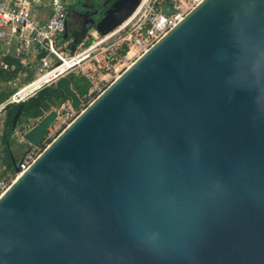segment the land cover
<instances>
[{
	"label": "water",
	"instance_id": "95a60500",
	"mask_svg": "<svg viewBox=\"0 0 264 264\" xmlns=\"http://www.w3.org/2000/svg\"><path fill=\"white\" fill-rule=\"evenodd\" d=\"M54 86L80 112L26 171L12 160L0 264H264V0H202L84 108ZM56 118L20 143L40 147Z\"/></svg>",
	"mask_w": 264,
	"mask_h": 264
},
{
	"label": "built area",
	"instance_id": "2783aa9c",
	"mask_svg": "<svg viewBox=\"0 0 264 264\" xmlns=\"http://www.w3.org/2000/svg\"><path fill=\"white\" fill-rule=\"evenodd\" d=\"M201 1L140 0L133 13L112 31L105 35L99 34L97 40L84 48L77 50L76 46L71 54H64L56 39L63 37L65 32L67 0H0V44L4 47L2 56H15L20 65L29 64L34 70L31 81L18 86L0 104V113L9 105L24 103L62 77L83 76L94 85L95 75L100 73L103 75L102 79L113 81L119 75L118 65L121 59H131L135 52L142 55ZM123 47L127 48L126 54L113 63L118 50ZM40 53L43 55L38 57ZM30 61L36 63L30 64ZM0 68L14 71L16 65L0 61ZM54 111L57 113L56 120H68V124L80 112L71 107L70 101ZM34 125L29 121L15 128L18 142L22 141L23 135ZM52 133L51 127L47 136ZM41 151L40 146L24 153L18 164L20 173L27 170ZM12 181H0V194Z\"/></svg>",
	"mask_w": 264,
	"mask_h": 264
},
{
	"label": "trees",
	"instance_id": "16d2710c",
	"mask_svg": "<svg viewBox=\"0 0 264 264\" xmlns=\"http://www.w3.org/2000/svg\"><path fill=\"white\" fill-rule=\"evenodd\" d=\"M127 52V48L123 47L120 48L117 52V57L113 60V63L117 61V59H121ZM43 53H40L42 56ZM5 62L7 64H11L14 61L12 58L6 57ZM26 74V76H24ZM34 70L33 67L27 65L26 67H22L21 65L17 64L16 69L14 71H3L0 69V104L3 103L10 94L15 90V87L12 86V82L18 79L19 84H25L31 81L33 78ZM69 79L73 91L81 98L82 102H88L89 97H91L90 101L93 100L97 94L92 93L89 95V90L91 89V84L88 80L84 77H75L73 75L67 76ZM4 85V86H3ZM69 101V99L64 95V93L58 90L54 85L46 87L38 92L35 96L31 97L27 101L23 103L22 114L17 121L16 126H20L22 124L28 123L29 121H33L35 124L38 119H41L43 116L48 114L53 109H58L62 104ZM17 105H9L7 106L4 111V125H3V137L5 140L4 143V151L6 154V161L7 165L6 168L8 170H12V164L8 156V147L10 146V137L12 135V120L16 113ZM65 126H63L64 128ZM59 133V132H58ZM57 133V134H58ZM56 134V135H57ZM48 135V133H47ZM46 135V136H47ZM52 139H48L47 144ZM42 148L45 147V144L41 145Z\"/></svg>",
	"mask_w": 264,
	"mask_h": 264
},
{
	"label": "flooded vegetation",
	"instance_id": "af4514ba",
	"mask_svg": "<svg viewBox=\"0 0 264 264\" xmlns=\"http://www.w3.org/2000/svg\"><path fill=\"white\" fill-rule=\"evenodd\" d=\"M68 1L65 6L64 28L70 47L73 42L85 40L89 31L95 27V23L102 18L114 0H70L69 3Z\"/></svg>",
	"mask_w": 264,
	"mask_h": 264
},
{
	"label": "rangeland",
	"instance_id": "374dc122",
	"mask_svg": "<svg viewBox=\"0 0 264 264\" xmlns=\"http://www.w3.org/2000/svg\"><path fill=\"white\" fill-rule=\"evenodd\" d=\"M70 1V0H69ZM68 1V3H69ZM100 37L99 33L95 30V28H92L89 33L87 34L85 40H83L79 45H77V50L86 47L89 43H91L92 41L97 40ZM56 43L59 47H61L63 49V53L64 54H71L72 52L69 50V42L68 40L63 39V37L56 39ZM131 55V54H130ZM139 57V54H137L135 52V56L131 59H121L120 60V64L118 65V74L120 75L125 69H127L137 58ZM102 74H96L95 75V80H94V85H93V93L98 94L100 91L102 92L111 82V79H102ZM112 76L114 77V74H112ZM21 84L18 83V86H20ZM100 90V91H99ZM100 94V93H99ZM89 101L88 102H82V108L86 107L91 101V97L88 98ZM2 117L4 116L3 114H1ZM0 115V116H1ZM68 120L65 122H61L60 120H56L54 122V125L52 126V129H56L52 134H49V136H47L45 142L43 144L47 145V141L48 139H53L56 134L58 132H60L63 129V126H65L66 124H68ZM32 123H34L32 121ZM10 146L12 148H16L17 147V143H16V138L12 137L10 139ZM42 148V147H41ZM4 169L0 170V181H12L14 180L13 178H9V175L2 174Z\"/></svg>",
	"mask_w": 264,
	"mask_h": 264
},
{
	"label": "crops",
	"instance_id": "0c3cea01",
	"mask_svg": "<svg viewBox=\"0 0 264 264\" xmlns=\"http://www.w3.org/2000/svg\"><path fill=\"white\" fill-rule=\"evenodd\" d=\"M4 53V47L0 44V61H5L4 59L6 58V57H8V58H12L14 61H16V62H13V63H11V64H15V65H17V64H19L20 65V63H19V60H18V58L17 57H15V56H12V55H9V56H2V54ZM33 62V64L34 63H36V61H30V64ZM29 65V64H28ZM22 66V65H21ZM22 67H26V65L25 66H22ZM1 69V68H0ZM4 71V70H3ZM9 72H11V71H9ZM25 75V74H24ZM75 77H81V76H75ZM83 77V76H82ZM85 78V77H84ZM86 79V78H85ZM87 80V79H86ZM18 79L17 80H15V81H13L11 84H12V86H14L15 87V90L18 88ZM90 82V81H89ZM90 84H91V89L89 90V95H90V93H92L93 92V85H92V83L90 82ZM22 85V84H21ZM70 85H71V83H70ZM1 86V85H0ZM4 86V85H3ZM71 89L73 90V88H72V86H71ZM54 110V109H53ZM1 114H3V112L2 113H0V115ZM35 124V123H34ZM3 125H4V116L2 117V115L0 116V170L1 169H4L3 170V172L1 173V175L2 174H5V176L6 175H9L8 177L9 178H15V175H16V173H15V171H14V169H13V166H12V170H8L7 168H6V165H7V161H6V154H5V151H4V149H5V147H4V143H5V140H4V137H3ZM17 127V126H16ZM15 127V128H16ZM15 128L12 130L13 132H12V135H11V137H10V139L12 138V137H15L16 138V143H17V147L16 148H12L11 146H9L7 149H8V156H9V159H10V161H11V164H12V160L18 165L19 164V162H20V160H21V158H22V156L24 155V153H26L28 150H31L32 148H30L29 146H27V145H25L24 143H20V142H18V137L15 135ZM54 131L56 130V129H53ZM53 131V132H54ZM9 143H11L10 141H9Z\"/></svg>",
	"mask_w": 264,
	"mask_h": 264
},
{
	"label": "bare ground",
	"instance_id": "6f19581e",
	"mask_svg": "<svg viewBox=\"0 0 264 264\" xmlns=\"http://www.w3.org/2000/svg\"><path fill=\"white\" fill-rule=\"evenodd\" d=\"M130 55V54H129Z\"/></svg>",
	"mask_w": 264,
	"mask_h": 264
}]
</instances>
